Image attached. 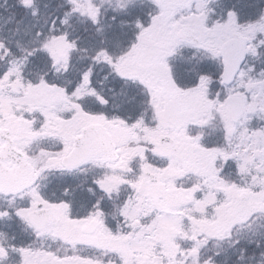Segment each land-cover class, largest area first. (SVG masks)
<instances>
[{
    "label": "snow or ice",
    "instance_id": "snow-or-ice-1",
    "mask_svg": "<svg viewBox=\"0 0 264 264\" xmlns=\"http://www.w3.org/2000/svg\"><path fill=\"white\" fill-rule=\"evenodd\" d=\"M0 264H264V0H0Z\"/></svg>",
    "mask_w": 264,
    "mask_h": 264
}]
</instances>
